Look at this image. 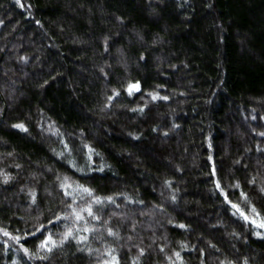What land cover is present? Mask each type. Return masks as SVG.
Returning <instances> with one entry per match:
<instances>
[{"label":"trees","instance_id":"trees-1","mask_svg":"<svg viewBox=\"0 0 264 264\" xmlns=\"http://www.w3.org/2000/svg\"><path fill=\"white\" fill-rule=\"evenodd\" d=\"M261 223L264 0H0V264H264Z\"/></svg>","mask_w":264,"mask_h":264},{"label":"snow or ice","instance_id":"snow-or-ice-1","mask_svg":"<svg viewBox=\"0 0 264 264\" xmlns=\"http://www.w3.org/2000/svg\"><path fill=\"white\" fill-rule=\"evenodd\" d=\"M138 89H139V86H138V85H132V86H130V88H129V92L131 93L133 90H138ZM155 98H156V97H153V99H155ZM165 99H166V98H165ZM16 127L23 128V125H17ZM66 187H69V188H70L71 185H66ZM217 187H219V184H217ZM85 191H87V190L85 189ZM69 194H70V193H69ZM97 202H99V201H97ZM233 207L236 208L237 206H236V205H233ZM237 211H239L238 208H237ZM253 211H255V209H253ZM88 213H89V215L92 214V213H91V209H88ZM241 214H242V213H241ZM242 215H243V214H242ZM59 219H61V217H57V220H59ZM76 219L79 220V219H81V217H80L79 215H77V216H76ZM245 219H247V217H245ZM259 226H260V227H264V223H261ZM42 227H43V226H42ZM110 234H111V233H110ZM4 235H8V233L5 232ZM71 235H72L71 230H69V231L65 234L64 239H67V238H68L69 236H71ZM13 239H18V238L13 237ZM82 239H83V238H82ZM61 242H62V241H61ZM49 243H51L53 246H56V242L52 240L51 236H49L44 242H42L41 247H42V248H47L48 251H51V248H48Z\"/></svg>","mask_w":264,"mask_h":264}]
</instances>
